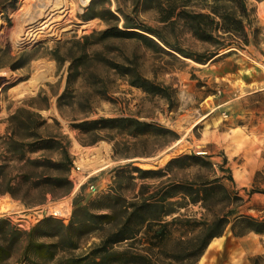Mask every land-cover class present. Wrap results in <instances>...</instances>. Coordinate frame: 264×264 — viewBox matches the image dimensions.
<instances>
[{
    "label": "rangeland",
    "instance_id": "obj_1",
    "mask_svg": "<svg viewBox=\"0 0 264 264\" xmlns=\"http://www.w3.org/2000/svg\"><path fill=\"white\" fill-rule=\"evenodd\" d=\"M18 4L19 0H0V18L4 22L0 27V163L5 160L3 138L18 127L19 121L28 119L27 114H20L16 121L11 117L19 109L37 113L45 122L38 134L42 138H57L67 151L71 160L67 173L71 189L67 194L52 188L36 189L23 192L16 199L9 194L1 195L0 199L9 198L18 209L0 218L9 219L20 229H28L48 217L66 224L76 206L107 195L139 202L141 185L149 187L145 191L149 195L167 183H200L223 177L222 184L230 192L228 200L220 202L222 196L218 192L205 204H192L182 196L170 201L177 203L175 209L179 216L199 223L233 212L232 224L217 238L219 240L207 247L197 264H252L256 257L261 258L259 264H264V234L249 232L242 237L235 236L246 227L242 217L264 221V72L254 64L264 66V0H247L253 13L249 25L245 24L246 45L236 37L221 33L217 46L199 42L181 28L172 34L156 22L154 11L133 13V0H114V10L120 17L110 9V0H92L75 16L80 22H85L82 17L101 14L103 19L92 18L94 23L86 27L74 23L72 31L59 39L38 41L20 50L14 49L10 40L15 30L10 12ZM107 11L118 20H111ZM123 15L129 17L133 25L163 30L170 43L193 57L191 61L197 58L201 60L200 65H208L195 67L157 42L165 53L133 39L111 38L98 42L93 38L83 42L82 39L91 34L114 26L122 28ZM81 54L86 56L78 61ZM106 61L134 69L142 78L166 88V96L147 95L130 86V78L117 74ZM36 62L52 64L51 81L41 83L34 93L21 97L10 92L31 78ZM71 67L74 68L71 70ZM113 118L135 119L161 127L167 133L134 138L123 130L85 133L75 128L83 121ZM73 143L82 148L100 149L102 159H109L114 165L90 177L70 201L43 209L50 203L63 201L79 182V174H75V178L71 174L75 156L79 157ZM191 155L202 157L211 167L185 163L182 168L165 171L169 161ZM41 156L58 162L61 150L40 151L27 154L25 158ZM9 165L19 166L15 159H11ZM135 169L161 170L163 174L142 179ZM83 172L82 176L86 177ZM60 174L49 172L51 176ZM90 186L95 187V192ZM108 205V201H103L96 208ZM200 229L181 228L174 237H192ZM93 242L97 239L92 237L86 241L85 248ZM170 247L169 244L167 249Z\"/></svg>",
    "mask_w": 264,
    "mask_h": 264
},
{
    "label": "trees",
    "instance_id": "obj_2",
    "mask_svg": "<svg viewBox=\"0 0 264 264\" xmlns=\"http://www.w3.org/2000/svg\"><path fill=\"white\" fill-rule=\"evenodd\" d=\"M133 3V13L138 10L154 11L156 22L163 30L167 29L172 34H175L177 28H181L195 40L214 46L219 45V33L236 37L245 45L248 43L245 24L249 25L253 9H249L247 0H133ZM106 14L111 20H118L109 11ZM95 17L104 18L101 14L82 19L88 22ZM123 19L122 28L114 26L98 34H91L84 37L83 42L87 43L93 38L98 42L111 38L133 39L156 52H166L152 39L138 33L141 32L155 37L164 48L185 59L193 58L178 45L170 43L162 33L163 30L133 25L126 15H123ZM85 56L81 54L77 60L80 61ZM194 61L198 64L201 62L197 58ZM106 63L120 76H128L130 86L147 95L166 96V88L142 78L134 69L109 61ZM20 114H27V121H19L18 127L13 128L10 135L2 140L5 160L0 163V196L9 194L16 199L23 192L44 188L69 193L71 183L67 173L71 160L66 149L57 138H42L38 134V129L45 122L41 121L37 113L19 109L11 119L18 120ZM75 128L85 133L123 130L134 138L149 133H167L161 127L131 118L83 121ZM55 150H61L58 162L44 156L25 158L27 154ZM11 159H15L19 166L9 165ZM185 163L211 167L202 157L191 155L169 161L165 171L182 168ZM49 172L62 174L51 176ZM135 172L142 179L163 174L161 170L135 169ZM222 181L223 177L200 183H167L149 195L145 193L149 187L141 185L139 202H127L117 195H107L83 206H76L66 224L48 217L28 229H20L9 219L0 218V264H197L211 241L220 238L232 224L230 217L233 212L215 215L210 221L199 223L179 216L175 209L177 203L170 201L182 196L192 204H205L218 192L222 196L220 202L228 200L230 192ZM103 201H108L109 205L102 209L96 208ZM241 220L246 227L241 234L235 236L242 237L249 232L264 234V221L247 217H242ZM197 227L201 229L192 237H174V233L181 228L192 231ZM92 237L97 242L85 248L86 241ZM169 244L170 250L167 249ZM260 260V257H256L251 263L259 264Z\"/></svg>",
    "mask_w": 264,
    "mask_h": 264
},
{
    "label": "bare ground",
    "instance_id": "obj_3",
    "mask_svg": "<svg viewBox=\"0 0 264 264\" xmlns=\"http://www.w3.org/2000/svg\"><path fill=\"white\" fill-rule=\"evenodd\" d=\"M91 1L92 0H19L18 7L10 12V18L13 20L15 27V30L10 36L11 44H13L14 49L20 50L24 47L31 46L38 41H52L59 39L64 33L72 31L74 23H81L79 25L81 27L93 24L94 22L92 20L88 22H80L75 16L80 8H85ZM110 1L112 3L110 9H112L115 15L119 16L114 10V0ZM3 25L4 22L0 18V27ZM143 34L150 37L163 47L155 37L146 33ZM229 51L230 50L225 51L223 54H226ZM181 59L198 68H204L208 65H200L185 58ZM254 64H256L257 67H260L264 72L263 65L256 62ZM52 74V64L36 62L33 64V74L31 78L24 83H20L18 86L11 89L10 92H16L20 97L27 93H34L41 83L51 81ZM190 131L191 128L187 132L189 133ZM72 147L79 155V165H77L80 168L82 167L81 170L83 169V171L87 172L90 171V173H88V177L82 176L83 171L81 173H76L79 174V176L77 175L79 182L74 186L69 196L58 203H50V205L44 206L43 209L70 201L87 179L98 174L100 171L105 170L107 167L114 165L109 159H102L103 155H101L102 153L100 154V149L82 148L76 143H73ZM134 161L149 162L151 159H135ZM17 209L18 205L9 198L0 199V217L4 213H11ZM217 240L219 239L213 240L208 248H210L212 243Z\"/></svg>",
    "mask_w": 264,
    "mask_h": 264
},
{
    "label": "built area",
    "instance_id": "obj_4",
    "mask_svg": "<svg viewBox=\"0 0 264 264\" xmlns=\"http://www.w3.org/2000/svg\"><path fill=\"white\" fill-rule=\"evenodd\" d=\"M76 157V159H75V161L73 162V166H72V168H71V174H72V176L74 177V174H76V173H81L82 172V170H81V168L77 165V163H78V160H77V156H75ZM85 175H86V177H88V174H86V173H84ZM75 178V177H74ZM89 180H90V178L89 179H87L86 180V182H85V184H87L88 182H89ZM84 184V185H85ZM83 185V186H84ZM82 186V187H83ZM81 187V188H82ZM92 192H95V187L94 186H90V188H89Z\"/></svg>",
    "mask_w": 264,
    "mask_h": 264
},
{
    "label": "crops",
    "instance_id": "obj_5",
    "mask_svg": "<svg viewBox=\"0 0 264 264\" xmlns=\"http://www.w3.org/2000/svg\"><path fill=\"white\" fill-rule=\"evenodd\" d=\"M247 75V74H246ZM245 88H246V86H245ZM264 88V87H263ZM264 90V89H263Z\"/></svg>",
    "mask_w": 264,
    "mask_h": 264
}]
</instances>
